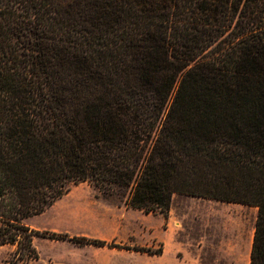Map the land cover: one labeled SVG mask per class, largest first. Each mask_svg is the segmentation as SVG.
I'll use <instances>...</instances> for the list:
<instances>
[{"label":"trees","instance_id":"16d2710c","mask_svg":"<svg viewBox=\"0 0 264 264\" xmlns=\"http://www.w3.org/2000/svg\"><path fill=\"white\" fill-rule=\"evenodd\" d=\"M81 182L168 216L173 196L258 207L264 264V0H0V247Z\"/></svg>","mask_w":264,"mask_h":264},{"label":"rangeland","instance_id":"374dc122","mask_svg":"<svg viewBox=\"0 0 264 264\" xmlns=\"http://www.w3.org/2000/svg\"><path fill=\"white\" fill-rule=\"evenodd\" d=\"M211 203L207 198L177 193L171 203L172 218L162 221L159 213L127 207L116 198L104 195L94 184L81 182L72 185L68 194L27 223L36 230L157 250L165 242L185 245L203 239L210 244L214 240H226L228 227H233L231 220L241 215L237 208L233 214L223 208L215 211ZM250 209L253 218L256 217L258 207L250 206ZM34 242L40 259L30 260L28 264H171L173 257L170 252L159 259L147 252L99 247L63 238L36 236ZM13 250L10 245L0 247V264H5Z\"/></svg>","mask_w":264,"mask_h":264},{"label":"crops","instance_id":"0c3cea01","mask_svg":"<svg viewBox=\"0 0 264 264\" xmlns=\"http://www.w3.org/2000/svg\"><path fill=\"white\" fill-rule=\"evenodd\" d=\"M207 200L212 202V209L215 211L223 208L228 209V212L233 214V209L237 208L236 211H239L241 215L239 219H235L236 224L230 223L233 227H228L229 233L226 240H214L210 244L203 239L189 241L185 245L177 244L174 241L165 242L162 254L150 255L163 259L165 254L170 252L173 256L171 264H250L258 213L253 218L249 205L216 199ZM159 215L162 216V221L172 218L170 212L168 216L162 213H159ZM110 248L113 249L114 247Z\"/></svg>","mask_w":264,"mask_h":264},{"label":"bare ground","instance_id":"6f19581e","mask_svg":"<svg viewBox=\"0 0 264 264\" xmlns=\"http://www.w3.org/2000/svg\"><path fill=\"white\" fill-rule=\"evenodd\" d=\"M231 222H233V223H236V221H235V220H231Z\"/></svg>","mask_w":264,"mask_h":264}]
</instances>
